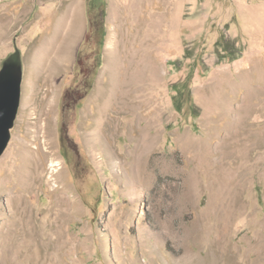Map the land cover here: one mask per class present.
<instances>
[{
    "label": "rangeland",
    "instance_id": "rangeland-1",
    "mask_svg": "<svg viewBox=\"0 0 264 264\" xmlns=\"http://www.w3.org/2000/svg\"><path fill=\"white\" fill-rule=\"evenodd\" d=\"M74 1L80 34L59 76L52 132L80 213L63 245L40 227L33 240L6 239L20 152L38 144V103L22 118L35 92L31 51ZM138 32L151 38L138 60L161 68L121 97L103 77L106 49L128 48ZM16 50L24 79L0 158V264H264V0H0V70ZM185 135L200 145L186 148ZM49 165L26 193L37 223L66 196L53 191Z\"/></svg>",
    "mask_w": 264,
    "mask_h": 264
},
{
    "label": "bare ground",
    "instance_id": "bare-ground-1",
    "mask_svg": "<svg viewBox=\"0 0 264 264\" xmlns=\"http://www.w3.org/2000/svg\"><path fill=\"white\" fill-rule=\"evenodd\" d=\"M80 25H81V20L79 13V4L78 1H74L70 3L69 6H67L63 16L55 22L54 28H52V30L49 33L42 36V38H40L38 42L33 44L30 58H31V65L34 70L35 78L33 79L32 84L31 83L30 84L31 87L34 88L35 92L33 91L34 92L33 94H30L26 97L22 118L24 119L26 115H28V110L31 107L30 106L31 104L33 106L35 103L36 104L38 103L39 110L37 112L39 116L36 125L38 129V136L36 137V141L38 144L36 147H34L33 150L28 149L27 146L25 147L27 148L26 150L22 151L23 150L22 149L20 152L21 154L20 156L22 158H21V166L19 169L20 170L19 182H17L18 184H16L15 186H11V189L7 191L8 203L10 206L11 213L9 215L10 216V219L8 221L9 229L6 232V239L7 238L12 239L13 237L14 238L16 237L18 239L28 241L32 238L38 237V231L40 227L45 230L48 229L46 232L41 233L43 234V236H47L45 238L46 240L44 239V241H48L50 245L52 243L54 245L56 244L59 245L62 243L63 245V243H65V241L68 240V235L63 228L64 225L69 219L80 213L79 204L75 201V199H73L71 196L68 195V192L71 189H70V185L67 183L65 179L63 168L58 161L53 159L55 157V153H54V141H53V132H52V118L55 110L54 108H55V101L57 96L56 94L58 89L59 76L66 70L68 63L71 60L73 44L75 43L76 39L78 38V35L80 34V27H81ZM117 28H114V30L116 31ZM140 33L141 32H138L135 35L134 38L135 42L134 43L132 42L133 45H130L128 48H126L125 46H124L125 48H123L121 47L122 45L120 46V48H118L114 42L115 46L106 49L108 52L106 55V63L103 72L105 74H103V77L106 74L109 75V81H108L110 82L109 85L111 86V89L112 88L114 89V90L112 89L111 92L112 91L120 92L121 97L122 96L129 97V95L131 96V94L137 92L134 91L135 88H137L135 86L137 82L140 83L143 80L142 75L144 74L145 71L150 70L156 74L161 68V62L153 60L152 56L148 57L147 55H145L142 59L140 58L141 60H138V57L143 52L144 53L146 52L145 50L147 47H149V42H151V38L149 37L143 38L140 42L139 41V39L141 38ZM137 42L138 43L140 42L139 46H137L138 44ZM108 75L105 77H108ZM246 76L249 75L246 74ZM251 80L252 77L250 81ZM255 84L257 83L255 82ZM107 88L108 87H106V89ZM99 94L102 97L103 93L102 94L99 93ZM105 96L108 95H104L103 98H106ZM102 111H104V109ZM182 141L186 148L187 147L197 148L200 145V142H198L191 136H186V135L183 136ZM152 142L154 141L152 140V138L149 137L148 143H152ZM49 162H50L49 168L52 170V173L49 176L48 181L50 184H52L51 182L56 183L53 189V191L56 194L64 193L66 194V196L64 195L59 196V203L57 202L58 205L52 208L50 207L48 213L45 214L41 219H39L38 220L39 222L37 223V221L33 220V216L31 215L30 211L27 209L28 202H27L26 193L27 192L32 193V191L33 192L36 191L34 190L36 186L38 184H41L45 180L47 173L46 171L48 170ZM55 173L58 174L56 175L55 178H53ZM5 242L7 241L5 240ZM47 245L48 244H46L45 246ZM194 261H195L194 264H207V262H203L198 259Z\"/></svg>",
    "mask_w": 264,
    "mask_h": 264
},
{
    "label": "water",
    "instance_id": "water-1",
    "mask_svg": "<svg viewBox=\"0 0 264 264\" xmlns=\"http://www.w3.org/2000/svg\"><path fill=\"white\" fill-rule=\"evenodd\" d=\"M24 66L20 50H16L2 63L0 70V158L11 141V131L18 117Z\"/></svg>",
    "mask_w": 264,
    "mask_h": 264
}]
</instances>
